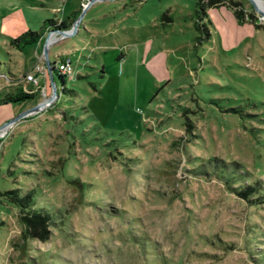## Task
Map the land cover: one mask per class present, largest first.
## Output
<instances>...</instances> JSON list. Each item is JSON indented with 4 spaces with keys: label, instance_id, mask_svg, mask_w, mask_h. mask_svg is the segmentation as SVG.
<instances>
[{
    "label": "rangeland",
    "instance_id": "374dc122",
    "mask_svg": "<svg viewBox=\"0 0 264 264\" xmlns=\"http://www.w3.org/2000/svg\"><path fill=\"white\" fill-rule=\"evenodd\" d=\"M210 1L0 0V98L34 93L0 105V126L50 97L24 78L47 35L72 67L0 135V191L51 219L23 239L0 196V264H264V14ZM87 2L74 34L11 42Z\"/></svg>",
    "mask_w": 264,
    "mask_h": 264
},
{
    "label": "trees",
    "instance_id": "16d2710c",
    "mask_svg": "<svg viewBox=\"0 0 264 264\" xmlns=\"http://www.w3.org/2000/svg\"><path fill=\"white\" fill-rule=\"evenodd\" d=\"M214 1V0H212ZM210 1V2H212ZM216 1V0H215ZM219 1V0H217ZM205 2L204 0H196V9L194 10V13L197 15L198 13H202L204 14V8H205ZM236 17L240 20L241 19V15H240V11H235L234 12ZM79 11H76L72 14L73 18L76 19V17L78 16ZM165 14H162L161 18H164ZM63 21V20H62ZM62 21L58 22L57 24H55L56 21L48 19L46 21H44L43 23V27L38 30V31H31L30 29H27L26 31H23L21 34L17 35L16 37L11 39L12 43H15V45L17 46L18 50H21L26 44H31V43H36L39 38L41 37V35L47 30V26L49 27L54 26L55 28H59L61 29L62 27H64V25L62 24ZM55 62H51L50 63V67L52 70V73H57L58 75V79L62 85V89H64V83H65V78L66 75L60 73L57 70L56 65L54 64ZM54 75V74H53ZM47 77H49V74L47 72ZM34 95V93L28 92V91H21L17 94H7L6 96H4L3 98H0V105H5L8 103H15L18 101H21L25 98H30ZM252 188L248 187V191ZM19 188H15V189H7V190H3L0 191V196H3L4 198L8 199L11 203L15 204L18 208V217H19V221L22 225V230H21V237H23V239L29 238V237H34V236H38V237H45L46 235V225L48 224V222L51 220L49 215L46 213H42L41 211H39L38 209L32 208L30 206H32V198H31V193L30 192H26L21 194ZM241 195H247V190H242V191H238ZM37 229H39L41 232L39 235H37Z\"/></svg>",
    "mask_w": 264,
    "mask_h": 264
},
{
    "label": "water",
    "instance_id": "95a60500",
    "mask_svg": "<svg viewBox=\"0 0 264 264\" xmlns=\"http://www.w3.org/2000/svg\"><path fill=\"white\" fill-rule=\"evenodd\" d=\"M250 2H251V4L253 5V7H254L256 10L260 11L261 14H264V12L261 11V10L255 5V3H254L253 0H250ZM89 4H90V2H87V3L85 4V6L82 8V10L79 12L78 16L76 17L75 21H73L74 24H73V29H72L71 32H70L71 34H72V33H73V34L75 33L77 22L81 20L82 14H83L85 8L89 6ZM52 31H54V30H52ZM55 31L58 32L60 35H67V34H69V32H67L66 30H62V29H59V28L55 29ZM48 37H49L48 35L45 37V41H44V45H43V49H42V54H43L44 65H45V67H46V69H47V72H48V74H49V77H48V78H49V80H50V82H51V86H52V92H51V95H50V97H49L46 101L41 102V103H39V104H37V105H35V106H32V107L29 108V109H25V110H23L20 114H18L17 116L11 117V118L8 119L6 122H4V124H2V125L0 126V131L3 130V132L0 133V135L6 133L7 130H8V128H9V126H10L12 123L16 122L18 119H21L22 117H25L26 115L28 116V115H30L31 113H34V112L37 111L41 106L43 107V106L48 105L49 103H51V102L53 101L54 97L56 96V92H57V91H56V88H55L54 82H53V80H52V78H53V73H52V70H51V67H50V63H51V61H50L49 58H48V44H49Z\"/></svg>",
    "mask_w": 264,
    "mask_h": 264
},
{
    "label": "built area",
    "instance_id": "2783aa9c",
    "mask_svg": "<svg viewBox=\"0 0 264 264\" xmlns=\"http://www.w3.org/2000/svg\"><path fill=\"white\" fill-rule=\"evenodd\" d=\"M54 64L56 65L57 70L66 76L72 71V67L70 65L71 62L69 58H64L55 62ZM40 76L47 77V69L44 65V60L42 56L39 57L35 63H33L30 71L26 73L24 78L28 80V82H36L37 78Z\"/></svg>",
    "mask_w": 264,
    "mask_h": 264
},
{
    "label": "crops",
    "instance_id": "0c3cea01",
    "mask_svg": "<svg viewBox=\"0 0 264 264\" xmlns=\"http://www.w3.org/2000/svg\"><path fill=\"white\" fill-rule=\"evenodd\" d=\"M139 2L140 1H142V0H138ZM72 14H73V12L70 14V16H67V19L65 20V19H63V21H62V24L64 25V27H62L61 29H65L67 26H68V24L70 23V21H74L75 19L73 18V16H72ZM83 26V25H82ZM57 29V28H56ZM41 38H42V35H41V37L39 38V40L37 41V43L41 40ZM63 55V57L60 59V60H62V59H64V58H69L68 57V54L66 53V52H58V50H56V51H54L53 53H52V55H53V60H56V55ZM50 56V54H48V57ZM70 59V58H69ZM37 60V59H36ZM50 60V59H49ZM51 61V60H50ZM36 62V61H35ZM52 62V61H51ZM54 62H56V61H54ZM32 65H33V63L31 64V67H32ZM30 67V68H31ZM77 76H79V74L77 73L76 74ZM48 78V77H47Z\"/></svg>",
    "mask_w": 264,
    "mask_h": 264
},
{
    "label": "bare ground",
    "instance_id": "6f19581e",
    "mask_svg": "<svg viewBox=\"0 0 264 264\" xmlns=\"http://www.w3.org/2000/svg\"><path fill=\"white\" fill-rule=\"evenodd\" d=\"M254 1V0H253ZM255 5L258 7V5L256 4V2L254 1ZM260 9V7H258ZM261 10V9H260ZM262 11V10H261ZM264 12V11H263ZM2 133V132H1Z\"/></svg>",
    "mask_w": 264,
    "mask_h": 264
}]
</instances>
